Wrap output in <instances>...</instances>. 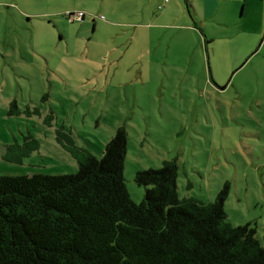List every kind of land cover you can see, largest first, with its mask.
I'll list each match as a JSON object with an SVG mask.
<instances>
[{
	"label": "rangeland",
	"instance_id": "374dc122",
	"mask_svg": "<svg viewBox=\"0 0 264 264\" xmlns=\"http://www.w3.org/2000/svg\"><path fill=\"white\" fill-rule=\"evenodd\" d=\"M122 126L136 203L176 159L180 199L228 186L264 246V0H0V176L76 174Z\"/></svg>",
	"mask_w": 264,
	"mask_h": 264
},
{
	"label": "trees",
	"instance_id": "16d2710c",
	"mask_svg": "<svg viewBox=\"0 0 264 264\" xmlns=\"http://www.w3.org/2000/svg\"><path fill=\"white\" fill-rule=\"evenodd\" d=\"M29 137L26 155L39 145ZM58 141L73 143L60 133ZM127 153L122 126L102 158H77L76 174L0 176V264H264L256 229L227 220L228 186L211 203L180 199L175 159L136 173L145 187L136 203Z\"/></svg>",
	"mask_w": 264,
	"mask_h": 264
}]
</instances>
